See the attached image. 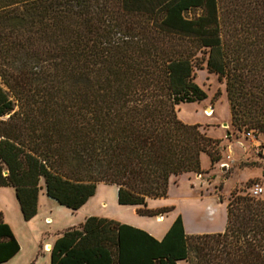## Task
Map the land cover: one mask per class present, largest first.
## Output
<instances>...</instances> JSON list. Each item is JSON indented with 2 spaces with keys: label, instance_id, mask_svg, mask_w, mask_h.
<instances>
[{
  "label": "trees",
  "instance_id": "trees-1",
  "mask_svg": "<svg viewBox=\"0 0 264 264\" xmlns=\"http://www.w3.org/2000/svg\"><path fill=\"white\" fill-rule=\"evenodd\" d=\"M203 62L233 123L264 137V0H0V187L24 220L42 181L71 211L104 183L141 215L170 212L147 200L201 174L202 154L221 159L219 141L176 114L206 98ZM226 213L221 233L187 236L178 216L161 240L88 217L55 240L50 264H264V195L235 190ZM19 251L0 213V264Z\"/></svg>",
  "mask_w": 264,
  "mask_h": 264
},
{
  "label": "rangeland",
  "instance_id": "rangeland-1",
  "mask_svg": "<svg viewBox=\"0 0 264 264\" xmlns=\"http://www.w3.org/2000/svg\"><path fill=\"white\" fill-rule=\"evenodd\" d=\"M235 21L237 30L234 33L239 38L238 17ZM228 29L227 36L231 37L229 34H233V30ZM194 74V82L206 98L177 106V118L184 124L198 125L208 137L218 140L221 159L211 165L209 157L202 154L201 174L172 177L166 197L147 200L146 209L171 208L170 212L158 216L141 215L140 207L119 205L116 186L104 183L97 185L94 196L85 205L71 211L46 196L42 181L37 213L30 220H24L14 190L0 187V213L2 217L6 214L20 245L18 255L2 264H50L46 246L53 245L67 229L78 227L88 217L106 218L139 228L158 240L178 216L187 236L221 233L227 223L226 206L235 190H240L241 195H250V189L258 185L263 189L260 196L264 195V137L261 134L248 137L244 127L233 123L225 82L210 73L204 62L194 69ZM211 108L213 115L208 116L207 109Z\"/></svg>",
  "mask_w": 264,
  "mask_h": 264
},
{
  "label": "built area",
  "instance_id": "built-area-1",
  "mask_svg": "<svg viewBox=\"0 0 264 264\" xmlns=\"http://www.w3.org/2000/svg\"><path fill=\"white\" fill-rule=\"evenodd\" d=\"M248 137L251 136L250 133L247 134ZM261 194H263V189L258 186V185H254L251 189H250V196L252 197H258L260 196Z\"/></svg>",
  "mask_w": 264,
  "mask_h": 264
},
{
  "label": "crops",
  "instance_id": "crops-1",
  "mask_svg": "<svg viewBox=\"0 0 264 264\" xmlns=\"http://www.w3.org/2000/svg\"><path fill=\"white\" fill-rule=\"evenodd\" d=\"M44 191H45V189H44ZM38 197H39V195H38ZM39 200H40V197L38 198V202H39ZM38 202H37V205H38ZM38 207V206H37ZM3 221L6 223V224H8V222H7V216H6V214H4V216H3ZM10 227V226H9ZM163 233H165V232H163ZM163 236H164V234H162ZM162 236V237H163ZM157 240H158V238L156 237V236H154ZM47 246H49V245H47ZM51 247H52V245L51 246H49L48 248H49V254H50V249H51ZM18 255V254H17ZM16 255V256H17ZM14 258V257H13ZM12 258V259H13ZM10 261V260H9Z\"/></svg>",
  "mask_w": 264,
  "mask_h": 264
},
{
  "label": "bare ground",
  "instance_id": "bare-ground-1",
  "mask_svg": "<svg viewBox=\"0 0 264 264\" xmlns=\"http://www.w3.org/2000/svg\"><path fill=\"white\" fill-rule=\"evenodd\" d=\"M213 113V110H212V108H211V111H209V112H207V115L209 116V115H213L212 114ZM162 218H160V220H161ZM49 246H46V250H49V248H48Z\"/></svg>",
  "mask_w": 264,
  "mask_h": 264
},
{
  "label": "water",
  "instance_id": "water-1",
  "mask_svg": "<svg viewBox=\"0 0 264 264\" xmlns=\"http://www.w3.org/2000/svg\"><path fill=\"white\" fill-rule=\"evenodd\" d=\"M209 111H211V109H207V112H209ZM224 126L226 127V125L224 124ZM227 135H229V134H227Z\"/></svg>",
  "mask_w": 264,
  "mask_h": 264
}]
</instances>
